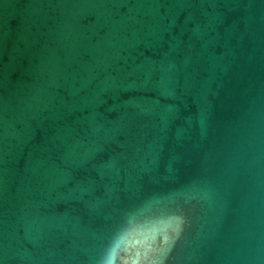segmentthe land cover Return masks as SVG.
I'll return each mask as SVG.
<instances>
[{
    "label": "water",
    "instance_id": "water-1",
    "mask_svg": "<svg viewBox=\"0 0 264 264\" xmlns=\"http://www.w3.org/2000/svg\"><path fill=\"white\" fill-rule=\"evenodd\" d=\"M0 264H264V0H0Z\"/></svg>",
    "mask_w": 264,
    "mask_h": 264
}]
</instances>
